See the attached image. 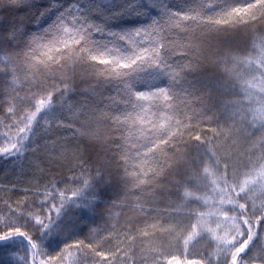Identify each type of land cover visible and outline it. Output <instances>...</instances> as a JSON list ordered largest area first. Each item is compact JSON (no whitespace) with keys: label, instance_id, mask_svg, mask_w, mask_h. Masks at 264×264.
Wrapping results in <instances>:
<instances>
[{"label":"snow or ice","instance_id":"obj_1","mask_svg":"<svg viewBox=\"0 0 264 264\" xmlns=\"http://www.w3.org/2000/svg\"><path fill=\"white\" fill-rule=\"evenodd\" d=\"M22 4L28 6L27 0H0V10ZM59 7V0H50L41 15ZM94 12L71 5L39 31H31L25 17L0 22V52L8 61L0 84H8L10 74L15 83L16 72L26 73L20 89L25 96L14 88L0 91V111L10 121L0 137V159L35 157L30 171L21 170L13 182V191L30 185L15 207L0 197V212L6 210L0 264H64L72 248L79 253L72 264H117L118 252L123 264H140L128 254L136 243L132 233L145 239L149 233L134 227L135 221L122 226L125 249L106 247L115 231L107 222L102 229L88 226L87 245L76 238L52 254L44 247L68 207L99 210L111 219L121 205L112 199L101 209L100 203L114 179L122 186L115 199L128 200L130 188L140 192L142 203L134 206L143 213L139 219L154 232L157 225L147 221L162 220L165 227L156 235L177 243L183 237L185 252L190 242L208 238L219 255L213 260L209 254L207 264H264V0L231 6L191 0L183 10L167 0H124L110 10L97 4ZM126 15L144 19H119ZM112 86L121 99L105 96ZM70 96L78 97L67 107L73 124L64 125ZM194 118L193 126L188 121ZM200 123H215L213 135L193 137ZM61 130L71 131L73 140L59 136ZM256 131L255 157L237 166L241 136ZM41 195L43 201L37 199ZM22 220L31 231H22ZM19 237L26 247L17 243ZM38 246L47 260L36 259ZM142 251L148 253L144 264L156 255L150 248ZM173 261L181 264L175 256L168 264ZM152 264L161 261L157 257Z\"/></svg>","mask_w":264,"mask_h":264},{"label":"trees","instance_id":"obj_2","mask_svg":"<svg viewBox=\"0 0 264 264\" xmlns=\"http://www.w3.org/2000/svg\"><path fill=\"white\" fill-rule=\"evenodd\" d=\"M167 2L170 6L176 8L177 10H183L186 5L191 3V0H167ZM215 2H219V0H215ZM246 2H250V0H220V3L224 4L225 6H231L234 4ZM49 3L50 0H27L28 6L22 4L19 6L6 7L3 10H0V22L7 20L11 23L20 17H25V22L29 25L30 30L39 31L43 26L44 21L50 20L57 14L58 11L64 8H68L71 5L78 4L81 6L82 10L87 9L88 12L95 16L97 15V13L94 12V8L97 4H101L105 8H108L110 10V8H118L123 6L124 0H59V8H50L42 16L41 12L48 7ZM119 19L133 21L137 19L143 20L144 17L137 18L135 16L126 15ZM115 22L117 21H114V23ZM257 27L259 26L257 25ZM232 35L238 36L239 33ZM37 55H39V53H37ZM4 57L5 53L0 52V80L4 79L3 69L5 64L8 63V61L4 59ZM209 67L212 66L209 65ZM15 75L17 77L15 83L12 82V76L10 74L7 77L8 84H0V91H2L4 88H14L16 91L19 92L20 96L23 97L26 95V93L24 91H20V89L24 87L23 78L25 77L26 73H24L23 71H19L16 72ZM189 79H191V77H189ZM105 96H111L116 100L121 99L116 94L115 86H112L108 91H106ZM0 99H2V97H0ZM76 99H78V97L70 96L68 98V104L66 105L65 111V116L67 118L63 120L64 125L73 124L72 114L67 111V107L71 106ZM189 103L193 110L199 108V105L195 103L194 100L190 99ZM0 119L6 124H9L10 122L8 119H5L4 113L2 111H0ZM80 119L83 120L84 117L81 116ZM221 122H225L223 116H221ZM188 123L194 126L198 123V120L194 118L191 121H188ZM73 126L76 128L79 127L78 124H75ZM215 127V123H200L199 128L193 129L192 136L194 137L197 132L200 133L201 137H203L204 135L211 136L213 135L211 129ZM58 135L63 137L65 140H73V134L71 131L61 130ZM259 135L260 131H256L250 138L241 136L240 150L242 152V155L237 156V166H239L240 163L246 164L249 156H252L253 158L255 157L256 149L253 148L252 141H254ZM185 138L187 139V137ZM132 142L135 143V140H133ZM187 152L189 156L193 155L195 153L194 146L189 148ZM37 155H39V153ZM34 160L35 157L32 156L22 157L17 161H5L4 159H0V197H2L4 200H8V202L11 203L13 207H15L14 202L21 199L25 195V193H23L21 190L30 187V185L26 183L18 184L15 185L16 190L13 191V182L18 178V173L21 170L25 172L30 171V165ZM181 167H184V165L181 164ZM128 171L133 172L135 171V169L129 166ZM41 183H43V181H41ZM160 183L164 184L165 182L161 181ZM121 187L122 186L120 185L119 181L117 179H114L112 185L107 189V194L104 196L103 201L100 203L101 209L104 207L106 202H110L112 199H114L115 203L121 205L112 209L111 219H107V216H105V218L103 219V213L99 210L96 212L85 213L78 208H66L63 216L59 220L60 229L52 235L46 237V239L44 240V247L49 251V254L58 251L65 243H74L75 241L73 239L76 238L83 240L85 245L91 243V239H85V235L88 231V226L94 224L91 227H98L102 229L104 228L106 222L109 225L115 226L113 237L110 240V244L106 247H111L113 251H116L115 246L119 245L121 249H125L127 248L129 242L124 237V232L126 231V229L122 226L128 223L129 221H135V224L133 225L134 227L149 233L147 239L136 235V233H132V235L135 236L136 243L132 246L128 254L132 258L140 260V264H144L142 257L148 255V253L142 251V249L145 248H150L156 254L155 256H152V258L149 259L148 264H152L153 259L157 257L161 261V264H168V261L171 259L172 256H175L177 260L182 262H187L189 260H204L205 264H207L206 257L209 254L212 255L213 260L217 258L219 253L216 252V245L214 243L209 244L208 238L195 244L193 242H190L187 247V252H185L183 248V237H181L179 243H177L176 240L171 236L156 235V232H159L160 229L165 227V224L162 220L149 219L147 221V224L157 225L155 232L152 229L145 227V223L139 219V216L143 215V213H138L134 207L135 205H139L142 203V194L140 192H137L135 189L130 188L128 200H124L123 198L117 200L115 198L120 193ZM190 190L195 191V189ZM44 191L48 193L49 197L53 194L51 189H45ZM17 193H19V195H17ZM147 195H149V193L147 192V190H145L143 196L146 198ZM9 197H11V199H8ZM37 199L39 201H43L45 199V196L41 195ZM57 200H53L51 202L57 203ZM2 202L3 201L0 200V207H2ZM125 204H127L128 206L123 207V205ZM159 207H166V205H159ZM198 211H206V209L198 207ZM149 215L151 216L154 214ZM5 218L6 210L0 212V223H3L5 221ZM21 224L25 226V229L22 228V231H31V226L26 221L22 220ZM212 227H215V225L213 224ZM109 231L113 230L110 228ZM117 232L120 234L116 235ZM30 234L31 233H29V235ZM101 235L107 237L108 233L101 232ZM185 235H187V233H185ZM120 241L124 242L120 243ZM17 243L23 247L27 246V241L23 237H19L17 239ZM103 250L104 249L97 248V251ZM69 252L73 253V255H69ZM161 252H163L164 255L160 256L159 253ZM33 254L35 255L37 260H47V257L41 254L39 246L36 250H34ZM78 255L79 253L76 252L75 248L69 249L64 253V264H72V261L74 260L75 256ZM117 255L121 258L117 262V264H123L122 253L118 252ZM4 259V255L0 254V262H2ZM84 264H93V262L90 259H86L84 261Z\"/></svg>","mask_w":264,"mask_h":264},{"label":"rangeland","instance_id":"obj_3","mask_svg":"<svg viewBox=\"0 0 264 264\" xmlns=\"http://www.w3.org/2000/svg\"><path fill=\"white\" fill-rule=\"evenodd\" d=\"M5 125L7 124L0 119V137H2L4 133L9 132V129L5 127ZM180 262L181 264H186V262ZM173 264H175V261L173 262Z\"/></svg>","mask_w":264,"mask_h":264}]
</instances>
